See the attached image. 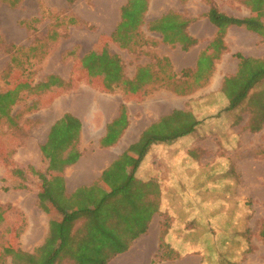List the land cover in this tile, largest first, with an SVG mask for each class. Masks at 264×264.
Instances as JSON below:
<instances>
[{
    "label": "rangeland",
    "instance_id": "1",
    "mask_svg": "<svg viewBox=\"0 0 264 264\" xmlns=\"http://www.w3.org/2000/svg\"><path fill=\"white\" fill-rule=\"evenodd\" d=\"M212 1L224 15L255 19L261 27L227 29L225 51L214 62L212 74L202 88L196 89L191 76L188 79L181 76L184 71L193 74L195 68L174 72L171 64L169 70L176 79L147 86L151 95L165 89L166 92L159 94L168 97L167 92L172 93L170 90L177 86L186 90L189 85L194 89L182 96L177 106L192 113L200 122L195 133L199 147L191 159L211 169L207 172L209 180L206 173L195 176L192 172L193 187L198 185L197 188L190 183L189 187L181 188L187 193L185 202L170 203L176 213H165L163 217L167 232L176 224L177 238H189L192 227L193 232H200L203 238L200 242L211 244L204 252V264H257L264 262V237L260 236L264 225V125L260 131L250 132L251 112L258 111V107L247 100L236 110L225 111L227 101L220 90L224 77L237 71L234 54L264 59V11L252 14L245 0ZM148 3L155 10L153 13L147 10L144 15L141 32L148 42L146 46L128 51L117 50L115 44L112 46L104 40L100 43L99 54L107 50L114 53L128 81L135 66L144 65L156 71L160 53L169 50L160 45L163 43L159 34L147 30L150 22L168 11L191 19L192 23L207 22L209 6L204 0L184 3L148 0ZM125 4V0H75L71 5L66 0H20L10 6L0 0V108L7 111L14 123L10 125L0 115V264H40L47 252L49 222L58 221L59 215L48 198L37 196L46 189L47 148L54 145L52 135L46 138V126L42 127L40 118L56 99L77 93L76 85L62 84L58 78L63 82V77L67 78L70 73V77L77 79L79 59L87 50L79 44L82 34L86 30L95 32L93 22H99L106 15L120 19V9ZM72 19L78 24L70 26ZM202 35L198 45L205 51L215 36L212 38L208 32ZM9 45L20 48L21 53H9L6 48ZM170 51L179 54L178 47H171ZM167 74L168 68L162 77ZM212 78L216 86L207 93L206 86ZM121 90L115 92L121 93ZM261 90H264V81L251 94ZM131 94L140 97L137 91ZM180 176L189 177L188 180L190 172H182ZM178 187L173 185L166 190ZM190 191L199 192L193 197L195 203V199L199 200L197 214L194 204H190ZM197 244V241L192 246L185 240L182 242L184 250L196 249Z\"/></svg>",
    "mask_w": 264,
    "mask_h": 264
},
{
    "label": "crops",
    "instance_id": "2",
    "mask_svg": "<svg viewBox=\"0 0 264 264\" xmlns=\"http://www.w3.org/2000/svg\"><path fill=\"white\" fill-rule=\"evenodd\" d=\"M148 6V13H153L155 7L151 3ZM81 17L89 21L86 17ZM119 22V18L106 15L99 22H93L95 32L86 30L82 34L79 44L82 49L87 50L79 59L77 79L70 77V73L67 78L63 77V82L58 78L62 84L67 82L76 85L77 93H69L56 99L40 118L42 127L46 126L47 139L57 133L63 136L57 145H48V175L45 184L53 202L66 212L84 207L92 208L111 190L123 186L139 156L142 135L173 111L184 110L177 106L182 96L178 98L179 95L170 92H167L169 97L161 96L159 92H166L165 89L152 95H144V88L134 79L139 67H134L128 81L124 77L119 58L114 53L107 50L99 54L102 40L114 45L111 36ZM187 31L197 41L203 37L202 32L210 33L212 38L217 33V29L208 20L206 23H191ZM198 44L197 42L187 51H182L176 45L179 54L170 51L171 46L160 44L169 49L168 52L160 53V58L168 59L174 72L194 69L202 52ZM160 45L158 50L161 49ZM114 46L117 50L120 49L116 44ZM67 79L69 80L66 81ZM215 86L212 78L206 86L207 93H211ZM121 88V93L115 92ZM132 91H137L140 97L132 95ZM168 107L172 108L167 112ZM196 129L174 141L149 146L133 177L139 183L149 184L150 193L146 197L151 203L155 202L154 211L146 221L145 232L131 242L126 252L117 255L108 264H204V252L211 244L200 242L203 241L200 232H193L192 227L189 238H177L174 227L176 224L168 230L163 241L170 245L177 257L171 261L159 259L163 216L165 213H176V208L170 203L185 202L187 193L181 188L189 187L188 183L193 187L192 172L195 176L206 173V180H209L207 172L211 169L206 165L200 166L191 159V155L199 147ZM182 172H190V179H182ZM173 185L179 186L180 194L178 188L166 190ZM198 194V191L195 194L190 191V204H194L196 214L199 200L195 199V203L193 197L196 198ZM210 199L212 200L211 197ZM191 209L193 210V205ZM184 240L190 246L197 241L196 249L184 250Z\"/></svg>",
    "mask_w": 264,
    "mask_h": 264
},
{
    "label": "trees",
    "instance_id": "3",
    "mask_svg": "<svg viewBox=\"0 0 264 264\" xmlns=\"http://www.w3.org/2000/svg\"><path fill=\"white\" fill-rule=\"evenodd\" d=\"M1 1L15 6L20 0ZM66 1L71 5L75 0ZM178 1L184 3L187 0ZM204 1L209 6L207 20L217 29V33L207 49L200 52L194 73L181 72L183 78L188 79L191 76L196 89L202 88L207 83L212 74L214 62L225 51L224 37L228 28L240 26L259 29L261 27L255 19H237L226 16L218 10L212 0ZM148 4V0H127L126 4L121 7L120 22L111 36L112 42L120 49L134 51L148 44L141 32ZM244 4L252 14H261L264 11V0H245ZM190 23H192L191 19L168 11L150 22L147 30L159 34L163 44L171 47L178 45L182 51H187L198 42L188 34L187 29ZM76 24L78 22L75 19L69 20L70 26ZM6 48L9 53L16 55L22 51L12 45ZM234 57L238 61L237 71L232 76L224 77L220 90L227 101L225 111L236 110L245 101L251 100V103L258 107V111L251 112L252 119L248 128L252 133L258 132L264 125V90L253 94L251 92L260 82L264 81V59L248 58L239 53L234 54ZM158 59L156 71L151 67H140L136 72L135 82L144 88V95L150 94L147 86L163 82L162 80L169 82L176 79V75L169 70L171 68L169 60ZM11 60L17 62L15 57H11ZM167 68L169 74L163 78ZM185 89H179L177 86L170 91L179 96L189 95L194 91L189 85H186ZM0 115L6 118L10 125H14L7 111L0 108ZM199 123L192 113L184 111H173L170 116L162 118L158 125L152 126L140 138L139 156L128 181L123 186L111 190L92 208L84 207L66 212L53 202L47 188L39 192L38 198H48L59 215L58 221L49 222L45 244L47 252L40 264H108L111 259L126 252L131 242L145 232L146 221L153 213L155 205L154 201L151 203L146 197L150 193L149 184L139 183L133 177L141 159L151 144L167 143L189 135ZM52 138V143L57 145L63 136L57 133L55 136L52 134ZM165 226L164 221L163 230L161 229L159 259L171 261L176 259L177 253L163 241L167 233ZM260 236L264 237V225ZM29 264L35 263L30 262Z\"/></svg>",
    "mask_w": 264,
    "mask_h": 264
}]
</instances>
